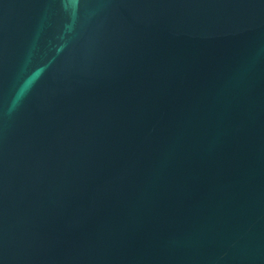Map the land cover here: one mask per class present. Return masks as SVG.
<instances>
[{"label":"water","instance_id":"obj_1","mask_svg":"<svg viewBox=\"0 0 264 264\" xmlns=\"http://www.w3.org/2000/svg\"><path fill=\"white\" fill-rule=\"evenodd\" d=\"M0 264H264V0H0Z\"/></svg>","mask_w":264,"mask_h":264}]
</instances>
